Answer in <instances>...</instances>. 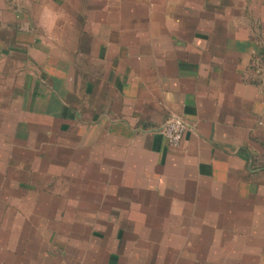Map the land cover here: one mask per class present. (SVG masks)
Wrapping results in <instances>:
<instances>
[{"label":"crops","instance_id":"obj_1","mask_svg":"<svg viewBox=\"0 0 264 264\" xmlns=\"http://www.w3.org/2000/svg\"><path fill=\"white\" fill-rule=\"evenodd\" d=\"M0 264H264V0H0Z\"/></svg>","mask_w":264,"mask_h":264},{"label":"built area","instance_id":"obj_2","mask_svg":"<svg viewBox=\"0 0 264 264\" xmlns=\"http://www.w3.org/2000/svg\"><path fill=\"white\" fill-rule=\"evenodd\" d=\"M186 130L187 125L182 120L172 118L165 122L161 134L169 146L177 147L180 145Z\"/></svg>","mask_w":264,"mask_h":264},{"label":"rangeland","instance_id":"obj_3","mask_svg":"<svg viewBox=\"0 0 264 264\" xmlns=\"http://www.w3.org/2000/svg\"><path fill=\"white\" fill-rule=\"evenodd\" d=\"M90 215V214H89ZM89 215H87V216H89ZM90 221H91V219L90 218H88ZM90 223H93L92 221L90 222Z\"/></svg>","mask_w":264,"mask_h":264}]
</instances>
